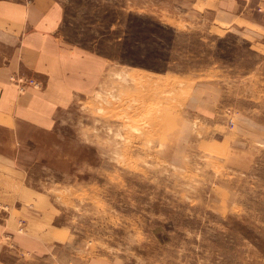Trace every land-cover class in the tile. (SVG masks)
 <instances>
[{"label": "rangeland", "instance_id": "obj_1", "mask_svg": "<svg viewBox=\"0 0 264 264\" xmlns=\"http://www.w3.org/2000/svg\"><path fill=\"white\" fill-rule=\"evenodd\" d=\"M57 1L108 64L45 124L0 120V264H264L259 40L194 0Z\"/></svg>", "mask_w": 264, "mask_h": 264}, {"label": "crops", "instance_id": "obj_2", "mask_svg": "<svg viewBox=\"0 0 264 264\" xmlns=\"http://www.w3.org/2000/svg\"><path fill=\"white\" fill-rule=\"evenodd\" d=\"M196 21L225 23L264 50V0H194ZM57 0H0V120L45 124L67 105L80 79L93 85L106 71L105 54L69 43ZM260 44V46H258ZM36 84L20 91L15 77ZM99 262V261H98ZM90 261L87 264H100Z\"/></svg>", "mask_w": 264, "mask_h": 264}, {"label": "bare ground", "instance_id": "obj_3", "mask_svg": "<svg viewBox=\"0 0 264 264\" xmlns=\"http://www.w3.org/2000/svg\"><path fill=\"white\" fill-rule=\"evenodd\" d=\"M15 81L17 82V84H19V86L22 88L24 85H26V84H36L35 83V81L33 80V79H30V80H24L23 78H21V77H18V78H16L15 77ZM29 81H31V83L29 82Z\"/></svg>", "mask_w": 264, "mask_h": 264}, {"label": "built area", "instance_id": "obj_4", "mask_svg": "<svg viewBox=\"0 0 264 264\" xmlns=\"http://www.w3.org/2000/svg\"><path fill=\"white\" fill-rule=\"evenodd\" d=\"M31 83V81H29Z\"/></svg>", "mask_w": 264, "mask_h": 264}]
</instances>
